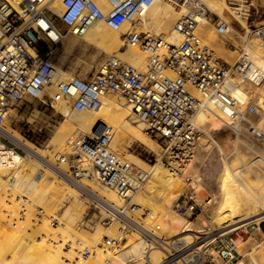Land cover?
<instances>
[{"label": "built area", "instance_id": "obj_1", "mask_svg": "<svg viewBox=\"0 0 264 264\" xmlns=\"http://www.w3.org/2000/svg\"><path fill=\"white\" fill-rule=\"evenodd\" d=\"M153 1L109 0L110 12L104 14L94 0H62L60 14L52 8L53 0H0V127L15 103L26 98L53 109L59 105L95 110L102 106L104 96H117L125 100L144 125L146 134L159 145L163 166L175 176L184 175L195 161L201 135L191 114L220 101L232 108L231 119L245 123L242 108L233 104L226 83L229 75L255 67L245 50L234 65H229L202 43L196 30L200 19L208 14L201 0H168L173 5L188 7L174 27L182 39L177 45L147 32L132 30L123 34L126 43L139 45L147 54L144 69L112 57L90 79L72 77L57 81L56 78L57 51L66 37L60 25L77 36H82L98 21L119 29ZM218 28L221 32L225 30L221 25ZM252 32L264 40V26ZM260 81L264 84V75ZM253 113L264 118V98ZM248 128L251 132L255 130L250 125ZM114 133L115 130L98 129L76 141L72 150L70 145L69 153L58 154L55 162L51 161L59 172L57 175L67 182H75L82 173L95 174L102 186L122 197V203L116 205L98 195H87L89 210L105 215L101 220L103 226L119 225V235L104 238L105 244L119 250L131 234H136L150 247L165 250V264H239L233 238L217 237L212 241L199 237L192 245L176 241L178 238L172 239V245L171 239L154 240L142 224L145 211L138 199L146 174L113 150ZM8 153L22 158L28 155L23 146L13 143L0 131V162ZM84 155L94 158L93 165L85 170L79 167ZM19 164L13 161V165ZM190 180L187 177L186 181ZM201 206L192 188L178 197L172 209L191 219L201 211Z\"/></svg>", "mask_w": 264, "mask_h": 264}, {"label": "bare ground", "instance_id": "obj_2", "mask_svg": "<svg viewBox=\"0 0 264 264\" xmlns=\"http://www.w3.org/2000/svg\"><path fill=\"white\" fill-rule=\"evenodd\" d=\"M94 1L104 14L110 12L109 0ZM202 2H206L210 11L221 17L224 16V10L230 7L225 0ZM61 5L62 0H53L52 8L61 14L63 12ZM228 9H235L236 14L242 19L243 27L246 28L247 14L241 12L242 8L231 6ZM187 11V5L178 6L168 0H154L149 7L118 30L105 21H98L78 37L86 46H93L98 54H105L107 59L125 55L132 66L143 69L144 54L138 47L128 45L127 52L115 55L123 42L122 33L125 34L124 32L133 22L142 27L144 30L142 32L177 45L182 39L175 32L173 25L175 20ZM207 23H209L208 19L203 17L198 26L204 27ZM230 30L229 27L223 33L226 34ZM75 41L77 40L73 39L71 46ZM244 47L243 50L249 54L255 67L229 75L226 83V91L233 97V104L242 109L246 105V94L248 95L252 89L255 90L254 87L264 89V84L260 81V76L264 75V45H253L249 41ZM56 78L57 81H65L72 77L69 72L56 66ZM261 98V96L254 97L250 101L252 103L249 108L242 110L245 120L243 124L231 119L232 108L220 101L210 103L191 114L192 122L201 133L196 156L204 158L209 144H214L222 161L223 169L215 179L218 199L209 211L214 213V222L217 221L219 224V226L215 225L218 231H225L223 235L249 224L261 229L264 225V192L256 182L264 180V165H260L264 164V118H257L253 113L259 106ZM102 100L100 108L88 111L57 106L63 112L65 120L51 140L50 144L53 148L51 152L23 141L6 126L0 127V131L5 136L28 151L26 158H22L19 154L8 153L5 154L4 161L0 162V264H165V250L160 247H150L145 239L136 234L130 235L126 247L113 252L108 248L104 250L97 248V243L102 238L112 237L110 228L96 230L87 240H81L73 233L79 219L85 214L84 203L88 200L87 195H98L116 205H120L123 199L114 190L102 186L95 174L82 173L73 183L59 177L57 175L59 172L51 165L50 159L61 154L59 152L65 145L69 144L68 147H71L76 141L82 140L98 129L115 130V137L111 143L113 149L116 146L125 147L133 141H140L157 152L160 157L159 146L148 138L143 130L144 125L137 120L125 100L113 95L104 96ZM209 117L219 121L212 128L206 123ZM249 125L255 129L254 132L249 131ZM234 126H238L237 129H233ZM225 135H232V138L226 142L222 141L221 137ZM206 137L210 140H205ZM227 148H232L233 155L226 153ZM244 149L253 151L248 158L241 155ZM235 160H238V166L235 165ZM13 161H19V166L13 165ZM26 162L30 165L25 168L23 163ZM93 163L94 158L91 155H84L79 167L85 170ZM38 165L44 168V172H39ZM135 165L147 177V184L142 187L145 194L143 196L140 192L138 199L142 210L148 211L143 217L142 224L154 240L171 239L169 244L172 245L174 243L172 239L178 238L176 241L180 240L192 245L197 239H201L199 237L210 238L213 235L206 226L175 215L166 203L164 189L169 192L167 200L172 207L180 193L184 191L182 178L180 180L174 178L175 175L161 162L148 170ZM250 177L254 183L250 181ZM53 178L59 179L65 188H57ZM155 182L160 183L162 188ZM81 195L86 198L82 199ZM20 196L27 197L22 210L25 211L22 214L23 220L19 214ZM64 206L65 209L60 214L59 209ZM37 208H43L46 212V218L38 225L32 218ZM104 216L101 215L99 219L103 220ZM55 220L60 222L59 227L54 226ZM177 228H180L179 232ZM68 244L70 248L66 247ZM253 248L254 251L250 254L252 263L264 264V242L258 246L254 245Z\"/></svg>", "mask_w": 264, "mask_h": 264}, {"label": "rangeland", "instance_id": "obj_3", "mask_svg": "<svg viewBox=\"0 0 264 264\" xmlns=\"http://www.w3.org/2000/svg\"><path fill=\"white\" fill-rule=\"evenodd\" d=\"M225 2L230 7L232 6V7L242 8L241 12L247 14L246 16L248 22L247 27L246 28L243 27V24L241 23L242 19L236 14L235 9H228L230 7H227L226 10H224V16L221 17L216 15L215 13H212L208 8L206 2H203L207 10V14H208L207 19L209 23H207L204 27L198 26V29L196 30V34L201 39L202 43L210 47L218 57L226 61L229 65H234L233 63H236L238 61L241 51L243 50V48H245L244 46H247L249 41L252 42L253 45H264V41H262L257 35H255L252 32L257 27L264 26V0H232V1L225 0ZM181 16L178 17L177 20H175L173 28L175 27L176 22L181 18ZM215 24L224 26L225 29H228L230 27L231 30L230 32L225 34L221 32L218 26H216ZM60 26L61 28H63V30H65L66 37L62 42V44L59 46L57 51V57H56L57 67H60L62 70L66 72H69L71 77L74 76L80 79H90L95 74V72L100 68V66L107 60V57H105L106 55L98 54L93 46H86L80 40V37L75 36L73 33H69L67 31V28L64 27L63 25ZM132 29H136L137 31H144L141 26H138L137 23L132 22V25L124 33L128 31H132ZM73 39L77 41H75V44L71 46L70 43L73 41ZM128 45L136 46L139 48L141 52H143L144 65H146L147 54H145V52L142 51L140 46L128 44L124 41V39L119 50L115 52V55L119 54L120 52H127ZM119 58L129 63L128 58L125 55H122ZM254 89L255 90L252 89L248 93V95L246 94V101H245L246 105L245 107H243L242 110H246L249 108L250 104L252 103L250 101L254 97L261 96L262 97L261 100L264 98V89H261L260 87L257 88L254 87ZM252 94L258 96L253 97ZM57 106L55 105L54 106L55 109H53L51 107L44 106L41 103L34 101L33 99L30 98L23 99L15 103V105L9 111L6 119L3 122V126L9 128L14 134L18 135L23 141L31 144L32 146L39 148L41 150H45L47 152H51L53 150L50 144L51 140L55 137V133L62 126L65 120L63 112L59 110ZM218 122L219 121L217 119L213 117H209L206 123L210 124L209 127L212 128ZM148 138L152 140L149 136ZM231 138L232 135L231 136L225 135L221 137V140L226 142V140ZM8 139L13 143H15L10 138ZM205 140L209 141L210 138L206 137ZM68 146L69 144L65 145L63 150H61V152L59 153H69L70 150ZM113 150H115L120 154H123L128 160L137 164L143 170H148L151 166H155L156 164L161 162L159 161L160 159L159 154H157V152L153 151L146 144L140 141H133L128 145H125V147L116 146L115 149ZM133 150H135L136 152H134ZM252 152L253 151L251 149H244L241 155L244 156L245 158H248ZM226 153L228 155H233L232 148H227ZM156 154H157V159L155 158ZM50 160L55 162V157ZM234 163L236 166L239 165L238 160L237 161L235 160ZM23 164H25L23 165V167L25 166L27 167L30 165L27 162ZM260 165H264V164L261 163ZM37 168L39 172L40 171L44 172V168L42 166L38 165ZM64 168L68 170L67 167ZM222 169H223V165H222V161L220 160L217 147L214 144L212 145L209 144L208 151L204 158H199L198 156H196L193 165L189 167V169L185 172L184 175L173 176L174 178L177 177L176 179L179 180L181 178L183 179V180L181 179V182L182 184H184L182 188V190L184 191H182L180 195L182 193L192 191L193 188L197 196V202L202 205L201 211H199L198 214H196L191 219L179 215L169 205L167 200L169 199L168 198L169 192L168 190L164 189V193L166 195V203L168 204L169 208L173 211L175 215L183 217L186 220H189L193 223H198L203 226H206L209 229V232L213 233V235L209 238L210 240L215 241L217 237H227V239L233 238L237 243V250L239 252V264H253L250 254L254 251L253 248L254 245L258 246L262 242H264V225L263 228L261 229L260 227L254 224H249V226L246 225L234 232L223 235L225 231H218V227L216 226H219V224L217 221L214 222L215 221L213 219L214 213L209 211L211 209V206L218 199V195L216 193L218 187L216 185L215 179L216 177H218ZM187 177H191L192 180L186 181ZM53 180L57 188L59 189L65 188V186L62 184L61 181H59V179L53 178ZM250 181L254 183V180H252L251 177H250ZM256 182L258 185L262 187L264 192V180L262 181L257 180ZM155 184L158 187L162 188V185L160 183L155 182ZM141 193H140L141 195L145 194L143 188L141 189ZM81 198L85 199L86 196L81 195ZM26 199L27 197H22V196H20L19 199L21 201V208L19 209V211L20 210L21 211L19 212V214L22 220H23L22 214L23 212H25L22 210H24L25 206L23 205H25V202L27 201ZM84 204H85V214L81 217V219H79V222L76 225L77 227L73 229V233H75V235L78 238H80L81 240H87L88 238H91V236L94 235L96 230H105L106 228H110L112 237H116L117 235H119L120 232H119L118 224L115 223L109 227L103 226L101 224V219H99L101 215H96L89 210L88 200H86ZM64 209L65 206L62 209L60 207L59 209L60 214ZM144 211L145 213H148L147 210ZM32 218L33 220L35 219L36 221L35 223L38 225L43 219L46 218V212H44L43 208H37L35 211V215ZM59 225L60 222L58 220H55L54 226L59 227ZM176 230H178L177 232H179L180 228H177ZM166 237H168V235H166ZM126 244L127 242L122 246L121 249L116 250L107 246L105 244L104 238H102L101 241L97 243V248L103 250L108 248V250L111 249L113 250V252H118L122 250L124 247H126L127 246ZM66 247L70 248V244L66 245Z\"/></svg>", "mask_w": 264, "mask_h": 264}]
</instances>
